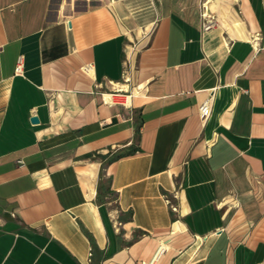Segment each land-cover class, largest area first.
Segmentation results:
<instances>
[{
  "label": "crops",
  "instance_id": "obj_1",
  "mask_svg": "<svg viewBox=\"0 0 264 264\" xmlns=\"http://www.w3.org/2000/svg\"><path fill=\"white\" fill-rule=\"evenodd\" d=\"M203 1L0 0V264H264V0Z\"/></svg>",
  "mask_w": 264,
  "mask_h": 264
},
{
  "label": "built area",
  "instance_id": "obj_2",
  "mask_svg": "<svg viewBox=\"0 0 264 264\" xmlns=\"http://www.w3.org/2000/svg\"><path fill=\"white\" fill-rule=\"evenodd\" d=\"M208 0H204L202 2V7L203 11L201 12V26L203 30H207L212 28L215 25L214 18L211 16V14H208L206 12V7L205 4L207 3ZM21 68H22V59L21 56L17 58L16 65L14 68L15 73H21ZM128 79V78H127ZM211 100L212 97L210 96L206 100H204L199 106H198V113L201 118L202 122H205L207 118L210 116L211 113ZM125 103V101H123ZM167 204L171 207V209L175 210L176 207L170 202V200L167 198ZM117 226L119 225L118 222L115 223Z\"/></svg>",
  "mask_w": 264,
  "mask_h": 264
},
{
  "label": "bare ground",
  "instance_id": "obj_3",
  "mask_svg": "<svg viewBox=\"0 0 264 264\" xmlns=\"http://www.w3.org/2000/svg\"><path fill=\"white\" fill-rule=\"evenodd\" d=\"M236 26H237V27H240L241 25H240V24H237ZM105 99H106L107 101H111V96H110L109 94H106V95H105ZM127 100H128V98H127Z\"/></svg>",
  "mask_w": 264,
  "mask_h": 264
},
{
  "label": "water",
  "instance_id": "obj_4",
  "mask_svg": "<svg viewBox=\"0 0 264 264\" xmlns=\"http://www.w3.org/2000/svg\"><path fill=\"white\" fill-rule=\"evenodd\" d=\"M30 121H31L32 123H36V122H38V118H37L36 116H32V117L30 118Z\"/></svg>",
  "mask_w": 264,
  "mask_h": 264
},
{
  "label": "trees",
  "instance_id": "obj_5",
  "mask_svg": "<svg viewBox=\"0 0 264 264\" xmlns=\"http://www.w3.org/2000/svg\"><path fill=\"white\" fill-rule=\"evenodd\" d=\"M136 132H138V127H136Z\"/></svg>",
  "mask_w": 264,
  "mask_h": 264
}]
</instances>
